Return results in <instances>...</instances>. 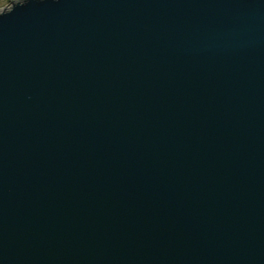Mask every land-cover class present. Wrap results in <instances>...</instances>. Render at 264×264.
<instances>
[{
  "label": "water",
  "instance_id": "water-1",
  "mask_svg": "<svg viewBox=\"0 0 264 264\" xmlns=\"http://www.w3.org/2000/svg\"><path fill=\"white\" fill-rule=\"evenodd\" d=\"M0 264H264V0L4 8Z\"/></svg>",
  "mask_w": 264,
  "mask_h": 264
},
{
  "label": "rangeland",
  "instance_id": "rangeland-1",
  "mask_svg": "<svg viewBox=\"0 0 264 264\" xmlns=\"http://www.w3.org/2000/svg\"><path fill=\"white\" fill-rule=\"evenodd\" d=\"M17 0H0V12L4 10V8L9 7L10 3Z\"/></svg>",
  "mask_w": 264,
  "mask_h": 264
}]
</instances>
